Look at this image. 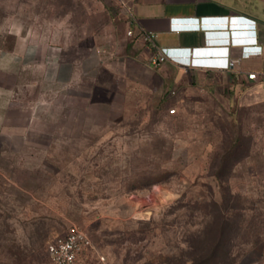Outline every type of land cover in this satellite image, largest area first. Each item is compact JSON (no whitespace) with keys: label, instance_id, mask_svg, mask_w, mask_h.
<instances>
[{"label":"rangeland","instance_id":"1","mask_svg":"<svg viewBox=\"0 0 264 264\" xmlns=\"http://www.w3.org/2000/svg\"><path fill=\"white\" fill-rule=\"evenodd\" d=\"M15 26L90 78L62 85L12 64L0 264H51L47 240L73 227L95 248L82 264H191L216 246L223 210L205 264H264V100L229 107L152 66L153 48L137 60L118 0H0V47Z\"/></svg>","mask_w":264,"mask_h":264},{"label":"crops","instance_id":"2","mask_svg":"<svg viewBox=\"0 0 264 264\" xmlns=\"http://www.w3.org/2000/svg\"><path fill=\"white\" fill-rule=\"evenodd\" d=\"M122 1L137 25L157 36L159 49L169 57L164 64L178 69L181 84L188 77L196 91L229 107L264 100V0ZM124 19L128 29L125 15ZM8 34L14 36V44L0 47V118L11 102L12 64L19 74L46 67L50 80L62 85L75 86L90 78L83 63L62 59L56 48H46L21 27ZM133 39L144 47L133 51L137 60L146 58L151 48L156 51L152 44ZM252 73L257 80L248 79Z\"/></svg>","mask_w":264,"mask_h":264},{"label":"built area","instance_id":"3","mask_svg":"<svg viewBox=\"0 0 264 264\" xmlns=\"http://www.w3.org/2000/svg\"><path fill=\"white\" fill-rule=\"evenodd\" d=\"M119 6L124 9L123 13L127 19V35L132 38H139L156 48V54L151 58L150 64L158 67L169 60L164 49H159L156 40L157 36L146 32L140 28L133 14L122 0H118ZM233 62L230 63L232 65ZM249 80H257L258 76L254 73L248 75ZM175 94V91H172ZM170 114H175L176 109H170ZM95 249L89 235L78 227L71 228L66 234L59 235L48 243L46 252L51 264H79L82 255L90 250ZM104 261V257H99Z\"/></svg>","mask_w":264,"mask_h":264},{"label":"trees","instance_id":"4","mask_svg":"<svg viewBox=\"0 0 264 264\" xmlns=\"http://www.w3.org/2000/svg\"><path fill=\"white\" fill-rule=\"evenodd\" d=\"M171 94H172V91H171ZM175 94H176V92H175ZM230 218H231V214L226 213L225 210L219 212V215L216 216L213 223H211V225L214 228V235L213 236H214V240H215L214 244H216V246L208 248L206 253L201 252L199 255L201 257L199 258V260L195 259V260H193V262L191 264H205V262L209 263V261H211L217 257V254H218V248L217 247L221 246L222 238L225 236V233H226L227 228H228L227 227L229 224L228 222L231 221ZM53 239L47 240L46 247H47L48 243L51 242ZM191 248H193V247H191ZM192 250H195V249L193 248ZM194 252H196V251H194ZM196 258H198V257H196Z\"/></svg>","mask_w":264,"mask_h":264}]
</instances>
